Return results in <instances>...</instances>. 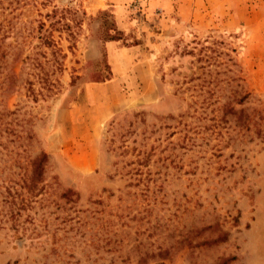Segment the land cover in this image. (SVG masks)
I'll return each instance as SVG.
<instances>
[{
  "label": "rangeland",
  "instance_id": "1",
  "mask_svg": "<svg viewBox=\"0 0 264 264\" xmlns=\"http://www.w3.org/2000/svg\"><path fill=\"white\" fill-rule=\"evenodd\" d=\"M0 264H264V0H0Z\"/></svg>",
  "mask_w": 264,
  "mask_h": 264
},
{
  "label": "crops",
  "instance_id": "2",
  "mask_svg": "<svg viewBox=\"0 0 264 264\" xmlns=\"http://www.w3.org/2000/svg\"><path fill=\"white\" fill-rule=\"evenodd\" d=\"M111 56H113L112 54H110Z\"/></svg>",
  "mask_w": 264,
  "mask_h": 264
},
{
  "label": "trees",
  "instance_id": "3",
  "mask_svg": "<svg viewBox=\"0 0 264 264\" xmlns=\"http://www.w3.org/2000/svg\"><path fill=\"white\" fill-rule=\"evenodd\" d=\"M111 39V37H109Z\"/></svg>",
  "mask_w": 264,
  "mask_h": 264
}]
</instances>
